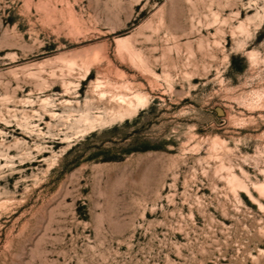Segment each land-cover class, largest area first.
<instances>
[{"label":"rangeland","instance_id":"rangeland-1","mask_svg":"<svg viewBox=\"0 0 264 264\" xmlns=\"http://www.w3.org/2000/svg\"><path fill=\"white\" fill-rule=\"evenodd\" d=\"M263 188L264 0H0V264H264Z\"/></svg>","mask_w":264,"mask_h":264},{"label":"bare ground","instance_id":"bare-ground-1","mask_svg":"<svg viewBox=\"0 0 264 264\" xmlns=\"http://www.w3.org/2000/svg\"><path fill=\"white\" fill-rule=\"evenodd\" d=\"M121 48L124 49V51L130 52V45H129L128 42L122 44V45H121ZM134 98H135V100H136L137 103L140 102V101H142V96H141L139 93H135ZM143 99H144V98H143ZM42 101L45 102V99H42ZM127 101H128V100H127ZM142 102H143V101H142ZM119 103H120V102H119ZM121 105H122V104H121ZM133 106H134V105H133ZM125 107L127 108V106H125ZM127 109H128V108H127ZM84 119H85L86 121H89V118H88V117H84ZM262 190H263V192H264V188H263Z\"/></svg>","mask_w":264,"mask_h":264}]
</instances>
